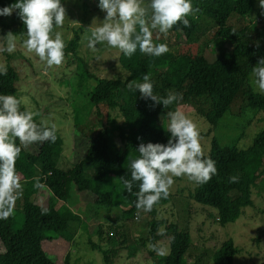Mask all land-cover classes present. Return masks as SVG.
Returning a JSON list of instances; mask_svg holds the SVG:
<instances>
[{
  "label": "trees",
  "instance_id": "16d2710c",
  "mask_svg": "<svg viewBox=\"0 0 264 264\" xmlns=\"http://www.w3.org/2000/svg\"><path fill=\"white\" fill-rule=\"evenodd\" d=\"M65 1L62 0L63 5ZM14 2L0 0V7ZM192 3L199 11L196 19L188 17L191 27L186 28L178 22L167 35L153 30L154 42L166 43L167 53L155 57L137 49L131 57L120 54L119 66L128 72L126 78L96 76L80 58L79 83L85 85L92 77L97 79V84L86 96V110L89 112L95 107L94 120L106 124L102 128L101 123L87 124L78 113L75 127L90 142L84 159L76 164H60L59 156L65 140L58 129L55 142H36L37 151L21 145L16 171L21 177L23 194L16 201L14 213L8 219L0 220V264H73L70 252L74 239L72 224L81 222L86 229L87 222L70 203L83 192L95 196L91 205L98 206V209L112 210L119 208L120 203L128 204L127 209H117L121 212L111 220L130 221L138 213L151 215L153 219L149 223L153 242L170 240V253L165 264H188L185 257L193 255L190 233L180 230L176 224L168 225L163 233L158 232L161 226L156 219L158 207L171 203L174 195L170 192L167 199H161L151 211L144 212L135 207L136 196L124 187V180L131 178L130 162L139 155V144L167 143L170 135L165 129L167 112L174 111L179 104L174 103L168 108L162 102L154 105L151 100L141 98L139 90L135 92L127 85L149 74L157 95L166 97L169 92L182 93V101L190 103L213 126L230 110L235 113V107L239 114L248 107L264 111V95L255 93L250 85L251 69L264 57V20L260 9H255V0H192ZM82 6L89 13L84 2ZM18 11L10 15L13 19L11 28L17 35H26V26ZM255 16L258 22L253 23ZM0 23H3L1 18ZM170 34L177 39L184 36L185 42L172 45ZM77 47L78 39L72 40L65 52H76ZM207 50L213 58L207 56ZM7 69V75L0 76V93L18 97L20 73L10 62ZM83 98L85 100V96ZM25 107L21 105L22 110ZM111 109L120 112L124 118L122 123L111 115ZM34 119L39 123L37 117ZM16 143L19 145L18 139ZM207 156L216 161L217 174L205 184H196L192 198L215 208L217 220L222 225L233 223L240 218L243 208L253 205V187L264 173V128L246 149L223 146L214 138L211 153ZM87 164L93 167L92 176L86 171ZM110 175L118 178L121 192L108 188ZM233 176L238 177L236 182H231ZM36 177L40 178V188L33 186ZM138 190L137 184L133 192ZM59 202L62 205L58 206ZM43 208L48 209L46 214L42 213ZM109 230L110 248L101 249L106 262L113 264V258L125 243L131 247L135 242L118 228L110 226ZM196 249L195 257L201 261L202 251ZM237 252L235 242L230 239L213 252L212 259L214 264H233Z\"/></svg>",
  "mask_w": 264,
  "mask_h": 264
},
{
  "label": "rangeland",
  "instance_id": "374dc122",
  "mask_svg": "<svg viewBox=\"0 0 264 264\" xmlns=\"http://www.w3.org/2000/svg\"><path fill=\"white\" fill-rule=\"evenodd\" d=\"M83 2L89 8V13L84 11ZM63 6L66 12L65 22L58 30L63 33L66 46L70 41L78 39L76 52H65V58L61 65L48 67L45 61H41L34 53H28L24 48L23 40L26 39V35H17L13 32L11 16H0L3 22L0 23V37L12 32L18 38L14 53L0 52V63L7 65L10 62L18 69L21 76L18 97L23 98L22 104L28 109L38 111L40 116L36 117L39 121L43 118L54 123L56 129L62 133L65 144L59 156V162L61 165L64 162L70 165L84 159L90 142L75 127L78 113L87 124L101 123V128L106 124L104 121L94 120L96 117L95 107L89 112L86 110L88 107L86 96L97 84V79L92 77L85 85L79 83L77 73L80 58L87 62L89 69L96 76L126 78L128 72L120 66L118 67L121 54L118 49L109 48L106 45L98 46L99 51L92 53L86 47V37L89 34L87 28L92 26L94 19L102 23L106 15L99 9L98 0H66ZM254 6L262 13L259 0H255ZM256 17H253V23L258 22ZM245 20L249 21V19ZM262 20H264V14H262ZM170 36L169 41L172 45H175V42H185L184 36L179 39L175 35L170 34ZM168 38L169 36H166V39ZM2 43L0 41V44ZM206 53L208 57L213 58L209 50ZM96 56H100L101 59L97 60ZM251 80L250 73V85L253 89ZM178 107L197 122L202 149L206 155L211 153L214 138H217L223 146H237L239 149H246L252 145L255 136L264 128V111L251 107H248L243 114H239L237 112L239 109L235 107V113L233 110L227 112L216 126L198 114L190 103L180 101ZM45 111L47 114L44 113ZM109 112L113 117L122 119L117 120L119 123L124 121L117 109H111ZM167 123L168 117L166 125ZM117 140L122 146L123 142L120 137ZM26 148L30 151H37L38 146L37 143H33ZM86 171L89 176L94 174L90 164L86 165ZM109 181L111 182L109 189L114 188L116 193L122 191L116 176L110 175ZM195 186L196 183L187 177L174 178V184L170 189L174 200L158 207L156 219L161 222L158 232L163 233L168 225L176 224L180 230L190 233L193 242V255L185 257L189 261L188 264H214L213 252L220 249L223 243L230 239L235 242L238 250L233 264H263L264 173L258 179L257 185L253 187V205L243 208L240 218L226 225H222L217 220L218 212L215 208L200 204L192 198L191 194L195 193ZM94 197L83 192L80 196L77 194L76 200L70 203V206L79 211L83 220L87 222L86 229L81 222L72 224L71 232L74 239L70 252L73 264H109L106 262L101 248H110V241L107 237V233L111 230H109L110 226L118 228L121 233L129 234L131 240L135 242L131 247L125 243L123 249H120L118 255L113 258V264H165V258L170 253V240L167 238L158 241L159 246L166 253L163 256L149 248V244L154 243L151 239L152 226L149 223L153 219L151 215L138 213L137 217L130 221L127 219L111 220L121 212L117 209H127L129 208L128 204L120 203L119 208L112 210L98 209V206L91 205ZM60 205L62 202L58 203V206ZM101 224H104V227H101ZM196 248L202 251L201 261L195 257L196 251H198Z\"/></svg>",
  "mask_w": 264,
  "mask_h": 264
},
{
  "label": "clouds",
  "instance_id": "9594fccd",
  "mask_svg": "<svg viewBox=\"0 0 264 264\" xmlns=\"http://www.w3.org/2000/svg\"><path fill=\"white\" fill-rule=\"evenodd\" d=\"M259 6L264 14V0H259ZM98 7L106 15L102 23L94 19L87 28V49L97 53L98 46L106 45L128 57L137 49L155 57L167 53L166 43L154 42L153 30L167 34L178 22L191 27L188 17L196 19L199 11L193 7L192 0H147V3L145 0H98ZM16 10L26 26L23 46L27 52L34 53L48 67L61 65L66 47L63 33L58 30L66 17L62 0H15L9 6L0 7V16H10ZM17 39L12 32L0 37L3 42L0 52L14 53ZM7 71V65L0 63V76L7 75ZM251 77L253 90L264 94V57L251 69ZM127 87L135 92L139 90L141 98L151 100L154 105L162 102L165 108L183 100L182 93L177 92H169L166 97L157 95L149 74L128 83ZM22 103V97L0 93V220L14 213L16 201L23 194L21 177L16 171L21 145L57 139L56 125L43 118L37 123L34 117L40 113L26 107L22 110ZM167 117L165 129L170 134L167 143L141 142L137 149L139 155L131 158V178L124 180L127 192L136 196L135 207L144 212L169 197L174 178L187 177L196 184H205L217 174L216 161L202 149L197 122L180 107L168 111ZM237 180L238 177H231V182ZM137 184L139 190L133 192ZM33 186L41 187L39 177ZM47 212V208L42 209V213ZM149 248L160 256L166 254L158 243H150Z\"/></svg>",
  "mask_w": 264,
  "mask_h": 264
}]
</instances>
